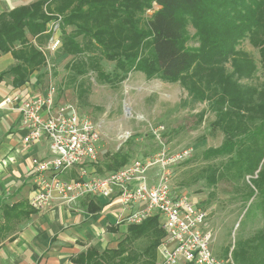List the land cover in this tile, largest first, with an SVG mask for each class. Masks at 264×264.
Instances as JSON below:
<instances>
[{
  "label": "trees",
  "instance_id": "1",
  "mask_svg": "<svg viewBox=\"0 0 264 264\" xmlns=\"http://www.w3.org/2000/svg\"><path fill=\"white\" fill-rule=\"evenodd\" d=\"M149 11L153 13L148 15ZM57 23L60 53L72 57L67 69L73 82L93 72L116 87L140 72L149 79L182 81L199 100L215 98L210 110L216 120L211 125L225 136L221 146L203 152L209 164L200 177L210 188L222 180L242 182L245 198L255 197L250 205L264 220V81L252 85L256 63L247 52L237 50L247 38L259 47L264 77V0H38L0 15V56L11 53L17 60L0 74V84L10 77L19 88L46 66L40 47L47 45L50 27ZM190 27L196 30L194 37ZM192 38L197 47L189 45ZM103 60L114 63L112 72L104 70ZM229 62L232 72L226 69ZM130 158L125 150L107 155L97 172L104 176L117 171ZM164 237L155 216L130 225L116 250L90 249L78 261L155 264ZM233 253L244 264H264V225L251 242H238Z\"/></svg>",
  "mask_w": 264,
  "mask_h": 264
},
{
  "label": "rangeland",
  "instance_id": "2",
  "mask_svg": "<svg viewBox=\"0 0 264 264\" xmlns=\"http://www.w3.org/2000/svg\"><path fill=\"white\" fill-rule=\"evenodd\" d=\"M50 32L52 44L53 41H59V45L50 52H43L47 64L35 74L32 80L36 83L33 87L37 89L36 93H42L52 86L56 92L57 105L72 103L81 115L89 117L99 126L102 136L101 158L95 165L96 171V166L107 155L121 150L131 154L125 166L158 153L162 148L160 137L169 153L191 147L192 155L173 167L174 191L187 194L208 212L207 229L212 234L214 254L230 264H244L233 253L236 244L251 242L264 225L261 212L254 204L250 205L255 203V197L250 200L245 198L246 190L241 187L242 182L236 184L222 180L216 187L210 188L206 180L200 177L201 170H206L209 164L203 160V152L221 146L225 136L223 130L211 125L216 120L210 110L215 98L199 100L182 81L149 79L140 72L131 73L127 80L116 87L99 80L93 72L73 82L67 69L72 57L60 53L62 41L59 24H54ZM189 33L194 37L195 28L190 27ZM188 42L190 46H198L195 38ZM237 50L247 52L256 63L258 72L251 83L261 84L264 77L260 48L253 46L247 38L237 46ZM102 66L106 72H112L114 63L103 60ZM226 69L233 71L230 62ZM152 129H155L154 132ZM215 162L221 163L222 159ZM108 173L111 172L104 175ZM249 178L247 176L246 180ZM249 206L252 212L246 215ZM250 257L253 259L254 254Z\"/></svg>",
  "mask_w": 264,
  "mask_h": 264
},
{
  "label": "built area",
  "instance_id": "3",
  "mask_svg": "<svg viewBox=\"0 0 264 264\" xmlns=\"http://www.w3.org/2000/svg\"><path fill=\"white\" fill-rule=\"evenodd\" d=\"M53 42L50 50L59 45ZM55 97V89L48 86L33 96L9 95L2 103L21 114L26 148L42 140L49 143L51 157L31 161L35 189L30 204L34 210L45 211L56 201L72 207L87 197L115 201L122 208L119 224L160 219L165 237L157 249L159 264H230L214 254L208 212L187 194L174 191L173 167L192 155L191 147L169 153L160 137L158 153L101 176L95 168L101 158L99 126L81 115L74 104L57 105Z\"/></svg>",
  "mask_w": 264,
  "mask_h": 264
},
{
  "label": "crops",
  "instance_id": "4",
  "mask_svg": "<svg viewBox=\"0 0 264 264\" xmlns=\"http://www.w3.org/2000/svg\"><path fill=\"white\" fill-rule=\"evenodd\" d=\"M35 1L0 0V15ZM51 46L50 39L40 50L50 52ZM16 64L11 53L1 55L0 74ZM36 73L19 88L10 77L0 84V264H80L79 256L90 249L99 253L116 250L130 225L119 224L122 208L117 202L97 197L81 199L72 207L56 201L42 212L32 208L30 197L35 185L31 161L50 158L49 143L42 140L26 148L21 114L2 103L8 95L38 94L32 80ZM159 263L157 252L155 264Z\"/></svg>",
  "mask_w": 264,
  "mask_h": 264
}]
</instances>
